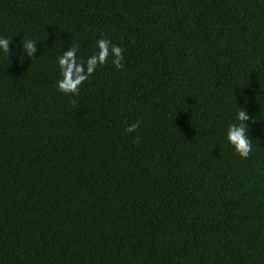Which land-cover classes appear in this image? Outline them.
<instances>
[{"label":"trees","instance_id":"obj_1","mask_svg":"<svg viewBox=\"0 0 264 264\" xmlns=\"http://www.w3.org/2000/svg\"><path fill=\"white\" fill-rule=\"evenodd\" d=\"M0 37V264H264V0H0Z\"/></svg>","mask_w":264,"mask_h":264},{"label":"clouds","instance_id":"obj_2","mask_svg":"<svg viewBox=\"0 0 264 264\" xmlns=\"http://www.w3.org/2000/svg\"><path fill=\"white\" fill-rule=\"evenodd\" d=\"M10 40L0 37V52L9 54L8 45ZM96 51L86 60L78 59V46L73 44L67 51L56 56V66L59 79L56 81V88L65 95H76L79 86L92 75L94 70L104 65L111 55V64L117 70L122 67L123 50L119 45L112 44L108 39H98L95 45ZM22 49L29 57L35 52V41L31 39L22 40ZM249 117L245 110L238 108L235 112L233 123H229L226 128L225 139L235 154L241 159L249 156L251 151V141L248 135L249 125L246 123ZM139 122L132 123L125 128V132H134Z\"/></svg>","mask_w":264,"mask_h":264}]
</instances>
